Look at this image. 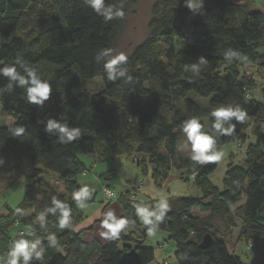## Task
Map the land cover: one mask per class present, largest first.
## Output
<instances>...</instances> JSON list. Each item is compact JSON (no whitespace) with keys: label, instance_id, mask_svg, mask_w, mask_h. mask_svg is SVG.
I'll return each mask as SVG.
<instances>
[{"label":"trees","instance_id":"obj_1","mask_svg":"<svg viewBox=\"0 0 264 264\" xmlns=\"http://www.w3.org/2000/svg\"><path fill=\"white\" fill-rule=\"evenodd\" d=\"M42 1H50L53 11L46 18L35 15L29 29L15 36L24 5ZM129 1L102 0L96 10L91 0H0V70L15 69V78L0 71V116L4 118L0 188L26 178L29 184L14 212L34 210L38 217L46 213L49 227L30 237L18 221L9 220L13 215L9 211L0 217V255L8 250V240L20 238L22 231L33 243L36 238L41 241L43 264H151L154 249L143 246L145 230L135 208H127L128 198L119 195L116 201L122 207L121 217L129 220L128 232L122 231L105 245L86 243L84 231L61 229L58 214L48 211L55 207V198L67 203L72 214L78 212L72 199L81 188L77 177L84 172L78 155L110 160L134 154L143 168V158H148L156 181L172 166L201 190L199 198L172 199L161 219H152L153 227L166 231L175 242L177 264H242L208 224L212 217L224 219L242 202L236 211L240 240L264 246V102L253 99L256 83L240 72L264 62V14L251 9L252 0H156L147 37L121 60L112 56V50ZM160 39L171 48L163 50ZM176 41L181 45L178 50ZM29 72L51 87L48 99L39 105L27 101ZM21 79L25 84H20ZM96 79L101 80L100 91L89 87ZM193 96L208 102L202 106ZM221 106L247 112L242 122L236 117L222 122L223 129L235 126L231 135H220L212 128V112ZM192 117L202 125L206 120L205 130L215 135L216 151L228 142L243 141L251 124L255 142L246 149L245 174L228 170L223 191L207 178L215 162L174 158L184 135L183 123ZM49 120L57 127L48 130ZM17 128H23L19 135ZM50 176L63 186V193L50 183ZM244 180L246 190L241 195L237 187ZM193 209L207 213V218L194 217ZM50 234L55 235L57 248L49 247ZM206 234L213 242L202 249L199 244Z\"/></svg>","mask_w":264,"mask_h":264},{"label":"rangeland","instance_id":"obj_2","mask_svg":"<svg viewBox=\"0 0 264 264\" xmlns=\"http://www.w3.org/2000/svg\"><path fill=\"white\" fill-rule=\"evenodd\" d=\"M155 1L156 0H130L125 5L123 10V28L113 47L112 56L116 58L121 54L124 57L128 56L133 49L147 37L151 7ZM24 7V15L18 30L14 33L15 36H22L23 33L29 29L35 15L46 18L53 11L50 1H42L36 6L28 4L24 5ZM251 9L260 11L264 14V0H252ZM160 43L163 50L171 48V45L167 44L163 39H160ZM173 45L177 50L180 49L181 45L177 41ZM262 52L264 53V50ZM240 72L254 79L256 88L251 92V95L255 101L263 103L264 65L243 67ZM100 82V79L91 82L89 84L90 89L92 91H100L102 89V84ZM193 99L202 106H205L208 102L207 99L195 96H193ZM3 124L4 118L0 116V126ZM203 126L206 129V120ZM244 136L245 139L243 141L228 142L217 151L220 153V159L215 161L216 167L207 178L218 191L224 190L223 180L225 179L226 172H229L228 170L237 172L240 175L245 174L246 149L249 147L248 145L255 142L251 132V124L249 125V129H245ZM161 151H164L163 146L161 147ZM190 156V145L186 137L182 135L175 151L174 158H178L181 162H185ZM136 157L137 155L134 154H132L131 157L128 155H120L110 160H101L92 155H78L79 161L84 166V172L78 175L77 183L80 187L87 186L92 195L87 198V204L84 208L79 207L73 200L78 212L75 214L71 213V225L69 227H72L79 233L80 231H90L96 223L100 222L102 218V216L100 217V212L103 209L102 204L104 209L110 204L104 202V192L107 189L118 195L113 202L118 201L119 195L128 198L127 200L132 202H125L129 210H134L135 206L138 204H145L149 205L154 211H160L158 206L161 201H163L166 204L163 213H166L168 208H170L169 205L172 199L181 197H201V190L193 183V179L190 176L181 178L180 171L171 166L169 170L165 171L166 175L164 177L161 176L162 178L159 177V180L156 181L153 177L154 166L148 162V158H143L145 164V168H143V166L137 165ZM48 180L51 184L56 186L59 193H63V186L59 184L54 177L50 176ZM140 183H143V188L138 190L136 197L132 199L130 193L135 191ZM27 184H29V181L26 178H20L13 183L8 182L1 186L0 217H5L9 211H13V215L9 220L11 222L18 221L26 230L29 227L33 228L36 235L44 231L40 228L38 214L34 210H28L23 213L14 212L23 201ZM237 189L239 194L242 195L245 193V180L238 185ZM241 204L242 202L236 204L224 219L212 217L208 226L215 237H219L227 243L228 251L238 257L242 264H264V246L261 243H256L255 247L248 248L244 239L240 240L241 222L237 218L236 211ZM191 214L203 220L207 218V213H203L199 209H193ZM94 218L98 220L94 221ZM136 218L145 230V238L142 243L143 246L153 248L155 252L154 260L151 264H177L176 244L170 238L169 234L166 231L155 229L153 225H144L138 217ZM150 219L152 220L153 217H150ZM47 228L49 229V227H46V229ZM149 228H151L152 231L149 232ZM12 232H14V230ZM124 232H128V230L123 231V233ZM13 239L11 240L10 238L8 240V246L11 245Z\"/></svg>","mask_w":264,"mask_h":264},{"label":"clouds","instance_id":"obj_3","mask_svg":"<svg viewBox=\"0 0 264 264\" xmlns=\"http://www.w3.org/2000/svg\"><path fill=\"white\" fill-rule=\"evenodd\" d=\"M91 5L94 9L99 10L102 6V0H91ZM118 59H125L121 54ZM115 61H113L114 63ZM4 75L14 77L15 69L14 67H6L3 70ZM31 86L27 88V101L32 104H41L43 100L48 99L51 87L47 83H40L35 78L32 72H29ZM20 84H25V80L21 79ZM212 116L215 120L212 124V128L220 130V135H231L234 131L235 126L228 129L222 128V122L229 120L232 117H236L237 121L245 120L247 112L242 108H236L233 110L230 107L221 106L216 108L212 112ZM55 122L49 120L48 130L56 128ZM63 131V129H61ZM17 135L23 132V128L15 129ZM182 132L186 137L188 144L190 145V158L193 161H205V162H215L220 159V153L215 150L216 138L215 135L211 133L210 130H205L204 126L200 123L197 117H192L184 121ZM92 195L87 186L81 187L79 190L72 193V199L78 204L79 207L84 208L86 206V199ZM55 207L49 209L54 215L58 214V225L61 229L69 227L71 225V207L57 199H53ZM160 214L157 215L154 210L150 208L149 205L138 204L135 206V215L144 225H153V221L150 217L155 216L156 220H160L163 216V210L166 208V204L161 201L159 204ZM58 210V211H57ZM46 213H41L39 215L40 228L45 229L47 222L44 220ZM129 226V220L127 217L115 218V211L109 210L103 214L102 229L107 231H100L99 234L102 237H107L110 233L113 236L118 235L122 231H126ZM148 231H152L151 228ZM28 236H34L35 230L31 227L27 229ZM49 247L57 248L58 243L54 234H50L48 237ZM41 241L39 238L35 239L33 243L31 239L25 238L23 235L18 239H14L11 242L8 250L3 256H0V264H32V262H41L45 259V249L41 246Z\"/></svg>","mask_w":264,"mask_h":264},{"label":"water","instance_id":"obj_4","mask_svg":"<svg viewBox=\"0 0 264 264\" xmlns=\"http://www.w3.org/2000/svg\"><path fill=\"white\" fill-rule=\"evenodd\" d=\"M264 65V62L258 63L256 66H261ZM109 210H114L115 211V218L119 219L122 216V207L119 205L118 202L114 201L111 202L102 212V218L101 221L96 223L92 229L90 231H86L84 232V234L82 235L83 240L88 243V244H92V243H97L99 245H105L108 241V239H112L115 238L116 236L111 235L110 233L107 235V237H102L100 236L99 232L100 231H104L106 232V229H102L101 225H102V220H103V214L106 213ZM213 239L211 237V235L206 234L203 236L199 247L202 249H207L208 247H210L212 245Z\"/></svg>","mask_w":264,"mask_h":264},{"label":"built area","instance_id":"obj_5","mask_svg":"<svg viewBox=\"0 0 264 264\" xmlns=\"http://www.w3.org/2000/svg\"><path fill=\"white\" fill-rule=\"evenodd\" d=\"M188 42H189V43H192V41H191L190 39H188ZM142 188H143V183H140V184L137 186L136 190H135V191H132V192L130 193V196H132V199L136 197V193H137V191H138V190H141ZM117 196H118V195H117L116 193H114L113 191L107 189V190L104 192V202H105L106 204L111 203V202H113V200H114L115 197H117ZM21 235H23V232H22V231H19V232H18V236H21ZM253 247H254V244H249V245H248V248H253Z\"/></svg>","mask_w":264,"mask_h":264},{"label":"crops","instance_id":"obj_6","mask_svg":"<svg viewBox=\"0 0 264 264\" xmlns=\"http://www.w3.org/2000/svg\"><path fill=\"white\" fill-rule=\"evenodd\" d=\"M102 208H103V209H102V211H103V210H104L103 204H102ZM102 211L100 212V217L102 216ZM100 217H99V218H100ZM93 220L96 221V220H98V219H97V218H96V219L94 218Z\"/></svg>","mask_w":264,"mask_h":264}]
</instances>
